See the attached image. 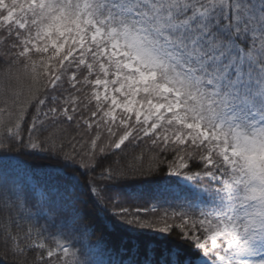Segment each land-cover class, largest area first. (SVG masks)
<instances>
[{
    "label": "snow or ice",
    "instance_id": "6c2138e0",
    "mask_svg": "<svg viewBox=\"0 0 264 264\" xmlns=\"http://www.w3.org/2000/svg\"><path fill=\"white\" fill-rule=\"evenodd\" d=\"M109 2L105 16L101 0H3L0 149L19 141L61 155L92 174L89 190L105 207V182L147 176L164 163L153 157L147 170L100 163L113 147L143 136L154 149L171 153L169 175L196 183L222 207L155 223L129 217L127 208L112 214L129 225L177 232L189 242L193 252L171 248L166 264H253L257 253L264 264V126H258L264 122V91L256 94L253 64L237 44L247 32V9L230 0V14L178 31L167 0ZM196 2L207 7L212 0ZM160 20L172 21L178 34L154 39L153 24ZM247 53L261 56L251 46ZM257 63L264 67V61ZM74 94L84 97L83 109L70 102ZM65 121L83 135L69 138ZM48 125L53 130L41 140L37 133ZM5 209L16 217H5ZM55 215L51 205L30 203L18 186L0 183V264H83L69 245L34 242V234L54 235Z\"/></svg>",
    "mask_w": 264,
    "mask_h": 264
},
{
    "label": "trees",
    "instance_id": "16d2710c",
    "mask_svg": "<svg viewBox=\"0 0 264 264\" xmlns=\"http://www.w3.org/2000/svg\"><path fill=\"white\" fill-rule=\"evenodd\" d=\"M185 3L189 5L187 8L180 0H175V3L167 0L173 20L179 25L178 31L191 30L214 15L230 14L233 8L230 0H212L207 7L201 6L196 0H185ZM2 4L3 0H0V5ZM101 4V12L106 16L111 7L110 2L101 0ZM241 4L247 9L245 20L248 28L237 44L245 49L246 59L253 64V88L259 95L264 91V67L257 63L258 59L264 61V0H241ZM146 10L151 13L152 5H147ZM189 16L193 19L187 24L180 23ZM173 28L172 21L154 22L153 38L161 41L165 37L174 38L178 31L174 33ZM225 35L229 39L234 38L231 31ZM249 46L261 56H249ZM3 70L0 66V72ZM93 90L89 88V96ZM65 96L67 97V93ZM74 99L83 109V103H86L84 97L81 95L77 98L74 94L70 97V102ZM92 103H95L94 99ZM90 115L85 110L84 118L87 119ZM90 122L93 123V130L89 135L94 136L95 123L94 120ZM63 126L68 129L69 138L83 135V130H77L75 125L68 124L67 121ZM84 129H87V125ZM52 130L51 125L41 127L37 135L43 140ZM103 135H107L106 130ZM162 135L163 130L161 137ZM84 139L87 140L88 137ZM6 143L8 147L0 149V183L7 181L18 186L30 203L44 202L56 209L55 227L50 228L54 235L34 234V242L45 243L46 247L69 245L73 253H81L83 264H166L167 253L171 248L178 246L189 253L194 251L189 242L181 239L177 232L164 234L155 228H140L136 224L123 222L121 217L112 214L120 208H127L129 217L155 223L159 218L180 212H187L195 217L201 212L210 214L211 209L222 207L219 201L201 191L196 183L194 188H190L171 178L167 166L171 153L154 149L151 141L143 136L131 143L126 141L120 149L113 147L108 155L99 158L100 163L112 162L130 168L143 167L145 170L153 157L164 163L154 165L151 174L147 176L133 175L127 180L105 182L103 194L109 202L105 207H101L89 190L87 182L91 173L79 169L73 162L65 161L59 154L32 150L26 147V142ZM9 212L16 217L15 211L11 209H5V217ZM24 222L23 219H17V223ZM162 226V223L157 225Z\"/></svg>",
    "mask_w": 264,
    "mask_h": 264
},
{
    "label": "rangeland",
    "instance_id": "374dc122",
    "mask_svg": "<svg viewBox=\"0 0 264 264\" xmlns=\"http://www.w3.org/2000/svg\"><path fill=\"white\" fill-rule=\"evenodd\" d=\"M153 78H154V75H153ZM258 126H264V122H262ZM170 177L175 179L180 185H184V186H187V187H190V188H194L195 187V183L187 181L181 176L170 175ZM173 189H174V187H173ZM251 259H252L253 264H260V254L259 253H257ZM199 264H204L203 260H200Z\"/></svg>",
    "mask_w": 264,
    "mask_h": 264
}]
</instances>
